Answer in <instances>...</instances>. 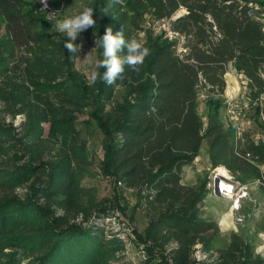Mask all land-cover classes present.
<instances>
[{"label": "trees", "instance_id": "16d2710c", "mask_svg": "<svg viewBox=\"0 0 264 264\" xmlns=\"http://www.w3.org/2000/svg\"><path fill=\"white\" fill-rule=\"evenodd\" d=\"M83 1L95 10L97 23L80 34L77 44L81 39L93 44L97 60L102 59L103 49L95 41L112 26L114 33L123 28L126 38L144 34L142 43L150 55L139 72L126 67L114 85L98 79L90 86L75 69L76 58L64 47L66 37L51 30L38 0H0V101L14 108L13 116L35 114L32 120L28 116L23 140L11 125H0V159L4 156L10 163V169L0 170V189L9 192L0 199V264H113L125 252L118 235L106 234L96 223L114 210L126 213L121 196L83 203L81 171L71 166L70 154L77 152L75 124L84 113L102 134V172L129 185L139 183L152 203L163 206L142 232L133 229L134 242L144 253L140 264H199L192 258V245L208 226L198 209L209 193L207 180L183 198L174 186L180 181V168L199 155L204 139H212L210 160L217 166L213 147L225 136H235L234 126L222 132L220 99L207 102L204 127L197 112L199 90L222 94L226 66L232 63L248 80L251 97L259 101L264 95V0ZM110 4V14L105 15ZM59 5L60 0H50L51 7ZM179 10L183 13L174 17ZM170 17L175 31L192 37L181 56L151 28L154 21ZM21 40L29 43V55L19 75H14L11 64ZM98 71L103 74L105 69ZM117 86L123 87L121 100L115 99ZM259 113L257 105L255 123L264 132ZM42 123L49 124L50 138L65 147L72 143L68 152L42 159ZM15 143L27 153L24 165L16 163L20 154H10L18 148ZM250 150L264 163L262 142L252 144ZM34 176L24 199L10 194ZM183 238L190 242L167 257L166 246ZM202 241L208 250L209 241ZM217 264L264 261L237 238Z\"/></svg>", "mask_w": 264, "mask_h": 264}, {"label": "rangeland", "instance_id": "374dc122", "mask_svg": "<svg viewBox=\"0 0 264 264\" xmlns=\"http://www.w3.org/2000/svg\"><path fill=\"white\" fill-rule=\"evenodd\" d=\"M28 2H36L37 0H26ZM48 4L47 10L41 8V2L38 0L39 10L44 14L47 21L48 15L58 13L57 19L64 16L72 15L80 12L86 5L83 0H60L57 8L50 6V0H46ZM59 1V0H54ZM179 10L174 17L182 14ZM151 23L150 19L147 18ZM54 22V21H53ZM51 30L52 22H51ZM184 36L183 46L188 49L192 44V37L185 32H181ZM137 39L143 42L144 34L140 33ZM81 51L78 53L80 59L75 60V69L89 81L92 71V63L97 60L96 48L93 44L81 39ZM29 43L21 40L16 43L15 54L12 60V73L19 75L21 68L24 66V60L29 55ZM88 55V57H87ZM87 57V60L85 58ZM229 64L226 66L227 75L233 78V82L227 84L225 81V89L222 94L211 93L208 88L199 90L197 97V112L201 116V120L206 126L207 102L210 99H220L222 107L219 110V119L222 124V132L225 133L230 127L235 128V136L233 139L225 136L223 140L218 141L213 147V161L219 163L213 166L210 160L209 147L211 138L204 139L200 146L199 155L189 165L180 168V181L174 186L175 193L178 197L187 196L194 188L199 187L201 180L206 179V190L209 192L201 203L198 205L199 214L202 219L208 222L205 232L201 233L195 239L192 245V258L199 264H217L218 258L225 253L229 244L234 239H241L243 244H247L253 249L254 256L264 261V163L263 159L254 156L250 150L252 144H255V136H262L264 132L255 123L256 102L250 95L248 80L241 74H238ZM233 67V66H232ZM234 68V67H233ZM240 87V92L235 98L239 103L238 115L230 118L226 113V98L234 96L233 89ZM123 87L117 86L115 99L121 100ZM263 101L260 102L259 120L264 123V95ZM14 108L0 101V125H11L15 129V134L23 140V129L30 120L35 118V114L31 112L13 116ZM38 119V117L36 118ZM29 120V121H30ZM87 122V123H86ZM44 135L43 143V160H50L63 151L70 150L72 143L66 147L55 137L50 138L48 135V123H42ZM75 129L78 133L76 143V153L70 154L71 166L74 170L81 171L80 186L83 190L82 202L88 204L89 198L97 201L102 199H113V196L120 195L121 201L126 205L127 211L121 214L114 210V214L105 220L96 221L106 234L108 232L117 234L125 244V252L120 260L113 264H140L143 260L144 253L142 248L137 246L133 229L142 232L149 219L163 210V206L158 203H152L147 196L148 192L141 189L140 184L129 185L124 181L117 180L114 176L104 174L101 169L103 160V150L101 146L102 134L96 126L88 120L86 113L79 116ZM17 149L10 150V154L17 152L20 158L16 163L24 165L28 161L27 153L20 144ZM4 156L0 159V170L10 169V163L5 161ZM223 167L234 176L236 180H240L243 186L247 188V197L241 201L239 210H233L231 200H227L218 195L214 191V181L216 179L215 170ZM35 176L23 186L16 187L12 195H17L24 199L25 194L29 193L28 185L34 181ZM44 181V177H41ZM243 180V181H242ZM8 190L0 189V199L8 194ZM42 203V201H40ZM61 213V212H58ZM131 215V216H130ZM81 216L77 221H81ZM203 240H208V250H205ZM190 242L188 238L180 241H172L166 246L165 254L170 257L173 249L180 248L184 244Z\"/></svg>", "mask_w": 264, "mask_h": 264}, {"label": "clouds", "instance_id": "9594fccd", "mask_svg": "<svg viewBox=\"0 0 264 264\" xmlns=\"http://www.w3.org/2000/svg\"><path fill=\"white\" fill-rule=\"evenodd\" d=\"M41 3H45V0H41ZM112 3L123 4V0H112ZM110 7L111 4L104 9L105 15L110 14ZM94 11L92 7L85 6L80 12L64 16L62 19H57L60 12L48 15V19L52 22V29L64 34L66 37L64 47L76 59H80L78 53L82 48L81 44L76 43L77 38L83 31L97 23L93 18ZM95 43L97 47L103 49V58L90 62L93 65L89 77L90 86L94 85L98 79H102L107 85H114L117 80L123 78L126 67L139 72L144 60L150 55V49L135 36L126 38L123 28L114 33L112 26H108L104 35L97 38ZM101 68L105 69L103 74L98 71Z\"/></svg>", "mask_w": 264, "mask_h": 264}, {"label": "built area", "instance_id": "2783aa9c", "mask_svg": "<svg viewBox=\"0 0 264 264\" xmlns=\"http://www.w3.org/2000/svg\"><path fill=\"white\" fill-rule=\"evenodd\" d=\"M41 2V0H40ZM41 8L45 11L48 8L47 1L45 0V3H41ZM251 14V13H249ZM171 20L172 17L170 18H162L159 20H156L153 22L151 28L152 30L161 35L163 40H165L168 43L173 44V48L175 49L176 53L181 55L186 54L187 48L183 46L184 43V36H182L179 32L175 31L172 26H171ZM235 95L234 96H229L226 99V113L230 118H235L238 115V107L239 103L235 100L237 95L240 92V87L238 86L237 88L233 89L232 91ZM263 96V95H262ZM262 96L260 97L259 101L256 102V106H260V102L263 101ZM264 119V118H263ZM255 143H260L262 142L264 145V135L262 136H255ZM227 173V178L224 180L227 184H229V188H221V179L217 176L216 179L218 180V190L217 193L219 196H221L224 199L231 200L232 204V209L233 210H239L240 208V203L243 201L248 193H247V188L242 185V183L239 180H236L234 176L230 175L227 170H225Z\"/></svg>", "mask_w": 264, "mask_h": 264}, {"label": "bare ground", "instance_id": "6f19581e", "mask_svg": "<svg viewBox=\"0 0 264 264\" xmlns=\"http://www.w3.org/2000/svg\"><path fill=\"white\" fill-rule=\"evenodd\" d=\"M215 173H216V176L219 177L221 179V188H226L228 189L229 188V184H227L226 182H224V180H226L227 178V173L225 171V168H223L222 166L221 167H218L216 170H215ZM219 187H217V190H218Z\"/></svg>", "mask_w": 264, "mask_h": 264}, {"label": "crops", "instance_id": "0c3cea01", "mask_svg": "<svg viewBox=\"0 0 264 264\" xmlns=\"http://www.w3.org/2000/svg\"><path fill=\"white\" fill-rule=\"evenodd\" d=\"M228 64H229V66H231L230 68H232V69L234 70V68L232 67V66H233L232 63H228ZM234 71H235V70H234ZM232 77H233V76H232ZM232 77H231V75L228 76V75H227V72H226V74L224 75V80L227 81V84L233 82V81H232V80H233Z\"/></svg>", "mask_w": 264, "mask_h": 264}, {"label": "water", "instance_id": "95a60500", "mask_svg": "<svg viewBox=\"0 0 264 264\" xmlns=\"http://www.w3.org/2000/svg\"><path fill=\"white\" fill-rule=\"evenodd\" d=\"M218 180L214 181V191L217 192Z\"/></svg>", "mask_w": 264, "mask_h": 264}]
</instances>
